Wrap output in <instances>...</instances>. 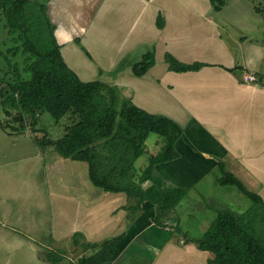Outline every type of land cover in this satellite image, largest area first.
Segmentation results:
<instances>
[{"label":"crops","instance_id":"1","mask_svg":"<svg viewBox=\"0 0 264 264\" xmlns=\"http://www.w3.org/2000/svg\"><path fill=\"white\" fill-rule=\"evenodd\" d=\"M48 13L66 64L83 82L117 87L137 107L185 129L178 144L181 157L156 167L164 190L185 193L177 206L163 210V226L154 221L155 205L144 202L134 217L128 208L135 199L95 187L87 163L44 154L33 143L31 152L44 165L48 184L40 191L51 242L71 246L80 234L81 244H99L83 252L81 264H207L213 254L193 243L200 237L169 233L200 209L192 189L220 163L264 202L263 69L250 67L245 55L237 57L209 0H52ZM148 52L154 53L155 64L137 77L133 65ZM168 53L183 64L207 66L173 72ZM249 76L257 81L248 82ZM147 152L136 163L139 172L156 155ZM150 232L162 236L153 239Z\"/></svg>","mask_w":264,"mask_h":264},{"label":"trees","instance_id":"2","mask_svg":"<svg viewBox=\"0 0 264 264\" xmlns=\"http://www.w3.org/2000/svg\"><path fill=\"white\" fill-rule=\"evenodd\" d=\"M209 1L214 12L227 5V0ZM28 4L29 0H0V18L27 56L24 71L15 70L12 81L7 80V73H0V86L5 84L11 90L7 95L0 87V113L8 116L15 113L13 120L18 128L15 126L12 131L20 135L27 130L36 132L44 113L49 114L57 125L68 120L61 139L53 141L44 135L42 140L34 139L36 145L62 158L87 163L95 187L110 193H126L135 199V205L128 208L134 217L142 211L144 202L155 205L154 221L163 226V210L177 206L185 193L180 189L157 190V186H163V181L156 176V167L181 157L178 144L185 129L164 115L150 114L137 107L117 87L100 81L83 82L66 64L46 10L42 11L46 23L43 25L29 18ZM255 9L264 16V8L257 6ZM162 19L160 15L157 21L160 29L163 28ZM35 27L44 31L36 33ZM165 59L170 70L178 73L197 72L207 66L183 64L169 53ZM154 64L155 55L148 52L133 65V73L143 77ZM151 134L158 135L165 143L161 153L150 155L148 167L140 173L136 163L148 154L146 145ZM218 169L221 172L217 180L219 185L234 186L254 205L264 207L260 196L249 192L223 163ZM148 182L151 185L145 190L143 185ZM248 215L253 219V211L239 215L220 210L211 227L193 241L199 250L213 254L207 264H264V230L254 227L252 221L255 219L246 223L243 216ZM82 237L80 234L74 236V246L82 247L84 252L99 248V244H81Z\"/></svg>","mask_w":264,"mask_h":264},{"label":"rangeland","instance_id":"3","mask_svg":"<svg viewBox=\"0 0 264 264\" xmlns=\"http://www.w3.org/2000/svg\"><path fill=\"white\" fill-rule=\"evenodd\" d=\"M51 1L29 0L26 8L29 18L46 25L42 11L46 10L49 18L48 8ZM257 6L264 8V0H227V5L221 11L214 12V16L219 20L223 34L237 57L245 55L250 67L262 68L264 71V16L256 11ZM43 31L44 29L35 27L36 33ZM20 46L21 43L17 41L16 36L9 33L3 18H0V73L1 75L7 73L9 82L13 80L15 70L23 72L25 69L27 56ZM0 87L4 88L7 95L11 93L5 84ZM14 115L15 113L10 116L0 113V264H81L80 256L84 252L82 247L75 249L74 244L70 246L65 242L60 244L51 242L46 202L44 194L40 191V188L48 189L44 165L36 162L35 155L31 152L35 138L42 140L46 135L53 141L61 139L68 120L57 125L49 114L44 113L40 117L36 132L31 133L27 130L21 136L12 131L15 126L18 128V124L13 120ZM18 136L21 137L17 138ZM158 140L159 145H156ZM164 143L158 135L151 134L146 147L149 151L152 150L153 154H159ZM39 150L44 154L51 152L47 149ZM220 176L221 172L216 168L194 185L192 189L195 194L194 204L200 209L195 210L193 218L184 220L179 227L170 233L167 232L170 236L201 237L204 224L210 221L208 224L210 228L218 212L223 209L239 215L253 211L255 221L252 216H243L246 223L253 220L256 229L264 230L263 205H254L234 186L219 185L217 180ZM160 189H163V186H157V190ZM179 211L185 212V209ZM188 228L190 230L186 233ZM257 232L254 231L255 234ZM150 234L153 239L162 236L161 233ZM147 237L146 234L141 235L140 239L145 243Z\"/></svg>","mask_w":264,"mask_h":264},{"label":"built area","instance_id":"4","mask_svg":"<svg viewBox=\"0 0 264 264\" xmlns=\"http://www.w3.org/2000/svg\"><path fill=\"white\" fill-rule=\"evenodd\" d=\"M248 82H256L257 78L255 76H249L247 79Z\"/></svg>","mask_w":264,"mask_h":264}]
</instances>
